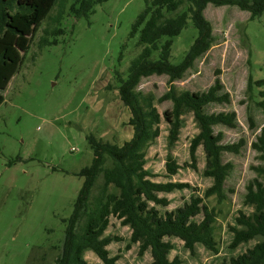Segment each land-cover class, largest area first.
Returning a JSON list of instances; mask_svg holds the SVG:
<instances>
[{"label": "rangeland", "instance_id": "obj_1", "mask_svg": "<svg viewBox=\"0 0 264 264\" xmlns=\"http://www.w3.org/2000/svg\"><path fill=\"white\" fill-rule=\"evenodd\" d=\"M145 8V0H107L89 18L76 19L69 13L59 23L43 22L0 106V264H54L85 182L76 173L94 158L89 137L118 145L133 139L131 112L121 99L119 76L128 77L131 62L142 50L137 47L139 35L132 37L131 32ZM204 15L215 37L206 56L182 80L172 84L168 76H152L138 87L157 102L172 85L179 92L205 91L220 77L240 124L237 131L224 130L225 141L245 138L249 144L247 151L233 158L235 169L228 186H234L237 193L232 201L216 196L205 200L219 214L220 252L214 254L199 245L191 253L182 241L173 239L176 248L171 259L179 256L183 264L230 262L258 242L233 249L230 227L237 225L240 212L253 210L240 201V195L256 176L253 168L261 163L250 144L256 131L264 127V15L251 20L250 13L238 7L213 4ZM197 36L190 25L174 40V64L184 59ZM171 107L169 101L157 102L161 114ZM199 133L194 115L187 114L179 140L170 146L168 126L162 122L161 135L147 154L146 168L153 181L187 182L204 196L214 181L204 174L203 147L197 151L196 162L192 160L191 144ZM169 156L182 167L171 178L166 168ZM192 192L162 196L171 200L170 209H174ZM131 233L129 227L112 219L106 235L120 241L109 246L110 257L119 258L116 264H152L150 252L140 256L139 245H131ZM85 258L104 264L92 251Z\"/></svg>", "mask_w": 264, "mask_h": 264}, {"label": "trees", "instance_id": "obj_2", "mask_svg": "<svg viewBox=\"0 0 264 264\" xmlns=\"http://www.w3.org/2000/svg\"><path fill=\"white\" fill-rule=\"evenodd\" d=\"M105 1L0 0V106L43 22L59 23L69 13L76 19L89 18L95 7ZM145 2L146 8L131 32L132 37L139 35L137 47L142 50L131 62L128 77L119 76V92L131 112L129 125L134 137L123 145L89 137L94 158L90 166L76 173L84 177L85 182L73 215L67 221L61 252L54 264H96L85 258L89 251L104 264H116L119 258L110 257L109 246L120 239L106 235L113 218L131 229V245H139L140 256L150 252L152 264H183L179 256L171 259L176 248L173 239L182 241L191 253H195L199 245L214 254L220 252L216 232L219 214L215 208L207 206L205 200L216 196L232 201L237 193L234 186H228L235 169L233 158L249 149L245 138L225 141L224 130L240 129L237 112L232 109V96L220 77L205 91L179 92L172 85L157 101L172 103V107L161 114L155 97L138 91V87L144 78L152 76H168L172 84L182 80L195 62L206 56L215 42L212 25L204 15L208 5L235 6L249 12L254 20L264 15V0ZM56 10L57 15H54ZM190 25L198 36L184 59L174 64V40ZM261 107L264 108V102ZM190 113L200 129L191 144L192 160L196 162L197 151L203 147L207 159L204 174L214 181L204 196L197 194L187 182H155L146 168L148 149L160 137L162 122L168 126L172 146L179 140L183 117ZM250 150L261 163L253 168L256 176L246 183L240 201L253 210L240 212L237 225L230 227L231 247L236 249L245 243L258 242L246 253L222 264H264V127L256 131ZM166 168L168 178L182 169L172 156L168 157ZM185 190L193 191L189 199L170 209L171 200L162 195Z\"/></svg>", "mask_w": 264, "mask_h": 264}]
</instances>
